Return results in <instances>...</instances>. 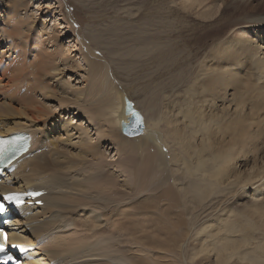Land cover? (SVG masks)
Masks as SVG:
<instances>
[{"label":"bare ground","instance_id":"obj_1","mask_svg":"<svg viewBox=\"0 0 264 264\" xmlns=\"http://www.w3.org/2000/svg\"><path fill=\"white\" fill-rule=\"evenodd\" d=\"M29 2L0 0V136L33 137L31 155L0 192L41 193L16 209L8 228L15 257L22 264H189L186 245L196 236L192 262L264 264V0H181L178 15L167 12L179 20L181 45L169 57L162 52L160 65L166 60L174 73L198 66L183 96L185 77L173 100L166 90H142L153 122L80 30L61 42L56 16L50 13L51 26L47 17L49 25L36 23ZM193 16L201 20L186 24ZM234 28L257 31L229 35ZM76 42L86 48L88 76L67 55L80 51ZM72 69L86 87L64 79ZM52 101L68 117L55 115ZM127 102L145 125L135 138L122 131L132 116ZM115 148L119 157L108 161L105 151ZM172 161L194 181L178 188ZM67 231L83 237L69 239Z\"/></svg>","mask_w":264,"mask_h":264},{"label":"rangeland","instance_id":"obj_2","mask_svg":"<svg viewBox=\"0 0 264 264\" xmlns=\"http://www.w3.org/2000/svg\"><path fill=\"white\" fill-rule=\"evenodd\" d=\"M29 1L30 2L27 3L26 5L28 6L26 9L27 10L29 9L27 12L33 14V17H36L35 18L37 19L36 23L45 22V24L49 25V23H46V20L49 19L51 20L50 21V26H51V24L54 23V18L52 16L53 15L56 16L55 21H57L58 24L60 23L62 24L60 26L61 27L60 31L63 35V37H61L60 40L61 42H67L68 45V43L71 42V39L72 40L74 39L73 35L75 36V32L77 30H80L82 34H84V36L87 37L91 49L94 50V52L95 51L98 52V54L101 55L100 57L101 59H105L106 61H108L109 65L113 69L114 77L117 78L116 80H118L117 84L128 95V97L132 101H134L136 107L143 112L147 121L149 120L150 122L151 121L153 122L154 117L148 109V106L149 105L151 106V104H149V102L151 101L147 99V96L143 95L142 90L149 88V89H153L154 91L155 90L159 91L160 93L161 91L166 90L163 96L168 95L169 98L173 97L171 99L173 100L175 98L174 96L175 92L173 89L175 90L179 89V87L176 86L178 82L177 80L181 77H185L186 79L183 81V84H185L184 88H182V90H178L180 94L182 93L181 96L185 95V88L189 85L188 81L193 75L198 65L194 66L193 70L192 68L188 69L187 67L184 70L182 68V71L180 70L181 72L178 70L176 71L177 73L175 72L176 73L175 74L172 71L173 66L165 65L168 64L166 63V60L164 61L165 62L164 66L163 65L161 66L160 65L161 60L164 59H162V57L158 59L159 56L164 53L166 54L167 57L171 56L175 48H177L178 46L180 47L181 45L178 41L179 39L176 40L174 37V35H177V31H178L177 23L179 22V20L176 17L167 16V12H172V11L174 15H178L174 13V11H178L182 9V7L180 6L181 0H169V1L168 0H29ZM253 4L255 5L254 1ZM253 4L251 1L247 7L252 10V8L254 7ZM221 7H223V5ZM239 12L242 13L241 10H238L237 15ZM50 13H53V15H50ZM22 14H25V11H23ZM44 17H47V19H45ZM193 18H195V20L191 22L190 21L191 18H190L186 24L193 26L195 22L197 24L199 20H201L199 17H198L199 20H197L198 19L197 16H193ZM68 29L69 31H71V33H68L69 32ZM252 30L257 31V29L255 28H249L247 29V31L243 29L234 28L233 32L229 35H234V36L239 35L245 38L247 37L253 38L252 35H249V33L252 34L251 32ZM260 36H262L263 38L264 33L260 32ZM155 40L157 41L156 42L157 44L155 43ZM172 41H174V43ZM77 45L80 51L79 52L73 51L74 48H72L67 53V55L72 58L75 57L73 58L75 60V63L80 65L83 69V71L80 70L81 75L83 74L88 76V71L90 67L87 60V54L85 50L86 48L80 44ZM152 46L155 47L156 49H154ZM142 49L144 50V52L146 51V53L143 54ZM156 50L159 51L157 52ZM131 51H133V53ZM140 51H142V53ZM144 55L145 56L150 55V56L145 57ZM150 57H152V59ZM75 70L77 71L78 68ZM154 71H156L155 79L158 81L151 83L147 82L148 80L151 79L152 73H154ZM66 74L67 77L64 79L69 80L70 75L72 77H75L74 79L76 81H74L73 86H79L80 88L86 87L87 84L78 83L79 81L78 79H76L78 75L76 73L73 74V69L72 71H69ZM174 76L176 78H174ZM142 82L143 85L141 86ZM76 83L77 85H75ZM173 86L174 88H172ZM24 92L25 91H23V93ZM54 104H56V102L54 101L48 103V107L52 108L53 112L55 110L56 111L58 110L54 108ZM56 111H55V115L60 112L58 110L56 113ZM62 112H60L62 116L68 117V113H70L71 111L69 110V112H67V114L64 115ZM70 116L73 117L72 113ZM164 129H166V127H164ZM160 130L164 131L163 129ZM92 133H95V131H93ZM162 134L165 138V132H163ZM168 149H169V157L173 158L175 154L174 142L169 140ZM107 153L108 152L105 151V155H107L106 158L108 159V161H110L109 159H111L110 158L111 156L115 155V157L116 156L119 157V155H116L117 148H115L111 152L110 156ZM177 167H179V169ZM170 169L173 172L175 170V178H181L176 183V186H178V188H180L181 186L189 185L191 183L190 180L192 182L194 181L190 177L189 180L188 176H182L184 171L183 170L180 171V164L172 161L170 164ZM221 198L222 197H220L219 200H222ZM208 214L209 213H206L202 217V219L205 218L204 220H206L207 219L206 216H208ZM78 222L79 219L76 221V224ZM84 224H85L84 221L79 222V225H81L82 229H85V226H83ZM199 224L193 227V231L196 228H198V226H200ZM86 227L88 228L89 225H86ZM193 233L195 234L196 232ZM65 235L67 236V238L73 240L78 239V237L79 238L83 237V234L76 236L69 231H67ZM194 239H196V236L195 238L190 239L186 245V252L188 253V254L186 253V255L187 257L189 256L188 263L199 264L198 263L199 261L200 264H207V262H205L204 260L202 261L201 259H198L195 262H192V260H190V258H192L191 255L193 254L192 250L194 249L196 243ZM39 248L38 250L40 251ZM189 251L191 254H189Z\"/></svg>","mask_w":264,"mask_h":264},{"label":"water","instance_id":"obj_3","mask_svg":"<svg viewBox=\"0 0 264 264\" xmlns=\"http://www.w3.org/2000/svg\"><path fill=\"white\" fill-rule=\"evenodd\" d=\"M127 105V112H129L132 116L129 119L130 122L127 125H123L122 131L124 135H127L128 137H136L143 133L145 128L144 121L137 111L131 108V104L129 102H127Z\"/></svg>","mask_w":264,"mask_h":264},{"label":"snow or ice","instance_id":"obj_4","mask_svg":"<svg viewBox=\"0 0 264 264\" xmlns=\"http://www.w3.org/2000/svg\"><path fill=\"white\" fill-rule=\"evenodd\" d=\"M24 195H27V196H39V195H41V193L29 192V193H26V194H17L15 196L5 197V199H8L10 201H15L18 204H22L23 203ZM2 210H3V208H2V206H0V211H2ZM4 243L5 244L7 243V236H6V234H4ZM3 250H4V244H0V251H3Z\"/></svg>","mask_w":264,"mask_h":264}]
</instances>
